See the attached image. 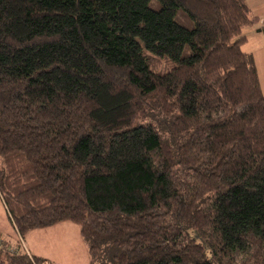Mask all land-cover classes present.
<instances>
[{"label": "trees", "instance_id": "trees-1", "mask_svg": "<svg viewBox=\"0 0 264 264\" xmlns=\"http://www.w3.org/2000/svg\"><path fill=\"white\" fill-rule=\"evenodd\" d=\"M256 21L246 0H0V196L18 233L76 223L92 262L110 245L111 264H264ZM45 261L0 248V264Z\"/></svg>", "mask_w": 264, "mask_h": 264}, {"label": "rangeland", "instance_id": "rangeland-1", "mask_svg": "<svg viewBox=\"0 0 264 264\" xmlns=\"http://www.w3.org/2000/svg\"><path fill=\"white\" fill-rule=\"evenodd\" d=\"M152 1V6H154ZM254 24V30L260 33L249 34V26L244 27L242 35H249L244 50L255 51L259 77L262 80L261 88L264 94V13ZM178 20L185 23L182 16ZM258 29V31H257ZM149 55L150 67L157 73H164L173 66V61L168 57ZM159 114H147L136 120L137 125L152 124L167 140L168 136L163 125L164 119ZM172 122V121H171ZM166 125V122H165ZM168 141V140H167ZM177 149L178 143L169 141ZM0 248L21 251L30 256L46 259L38 264H111L115 262V256L119 250L114 246H104L99 257L92 262L87 244L81 235L80 227L73 222L64 221L47 228H36L21 236L7 213L5 204L0 196Z\"/></svg>", "mask_w": 264, "mask_h": 264}, {"label": "crops", "instance_id": "crops-1", "mask_svg": "<svg viewBox=\"0 0 264 264\" xmlns=\"http://www.w3.org/2000/svg\"><path fill=\"white\" fill-rule=\"evenodd\" d=\"M246 4L249 8V11H250V14L252 15V17H255V18H259L262 14L264 13V0H246ZM258 31V29H257ZM249 34H252V33H260V32H256L254 30V25H250L249 26ZM245 36V41L243 42L242 44V49L247 45V42H248V36L249 35H244ZM244 50V49H243ZM245 52H248V53H251L253 54L254 58H255V61H256V55H255V51H251V49L249 50H244ZM256 65H257V62H256ZM258 66V65H257ZM258 69V68H257ZM259 73V72H258ZM260 78V77H259ZM260 82L262 83V80L260 78ZM56 226V225H55Z\"/></svg>", "mask_w": 264, "mask_h": 264}]
</instances>
